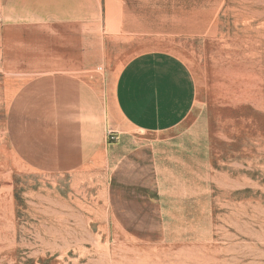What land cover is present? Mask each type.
<instances>
[{
    "label": "rangeland",
    "instance_id": "rangeland-1",
    "mask_svg": "<svg viewBox=\"0 0 264 264\" xmlns=\"http://www.w3.org/2000/svg\"><path fill=\"white\" fill-rule=\"evenodd\" d=\"M106 4L95 67L106 86L159 51L181 57L198 85L169 218L140 227L146 240L129 236L108 207L106 164L60 173L15 160L0 112V264H264V0Z\"/></svg>",
    "mask_w": 264,
    "mask_h": 264
},
{
    "label": "crops",
    "instance_id": "crops-1",
    "mask_svg": "<svg viewBox=\"0 0 264 264\" xmlns=\"http://www.w3.org/2000/svg\"><path fill=\"white\" fill-rule=\"evenodd\" d=\"M109 1L0 0V112L15 160L60 173L106 164L113 219L142 241L140 227L169 218L199 89L184 60L162 51L133 57L106 86L95 67Z\"/></svg>",
    "mask_w": 264,
    "mask_h": 264
},
{
    "label": "built area",
    "instance_id": "built-area-1",
    "mask_svg": "<svg viewBox=\"0 0 264 264\" xmlns=\"http://www.w3.org/2000/svg\"><path fill=\"white\" fill-rule=\"evenodd\" d=\"M110 134H112V135H113V133H112V132H110ZM111 138H112V139H115V137H114V136H112Z\"/></svg>",
    "mask_w": 264,
    "mask_h": 264
}]
</instances>
